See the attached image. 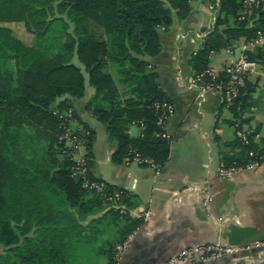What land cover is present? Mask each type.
<instances>
[{
  "label": "trees",
  "instance_id": "16d2710c",
  "mask_svg": "<svg viewBox=\"0 0 264 264\" xmlns=\"http://www.w3.org/2000/svg\"><path fill=\"white\" fill-rule=\"evenodd\" d=\"M210 2L217 12L187 60L192 75L207 66L210 52L240 36L250 40L264 20L261 7L239 19L240 0ZM188 12L189 0H0V22L20 21L32 35L26 45L0 26V264H73L90 250L103 264L117 262L116 246L141 223L121 206L133 196L105 182L101 191L84 187L70 175L74 161L58 136L72 115L69 99L82 97L86 82L92 93L84 109L114 142L111 161L136 153L161 168L168 142L154 103L170 100L146 57L160 50L158 32ZM244 53L264 66V46ZM252 88L244 76L224 102L234 115ZM131 123L142 124L140 135L128 134ZM80 124L86 176L97 179L88 171L93 132ZM225 145L234 151L222 153L224 165L264 160V146L248 134ZM112 191L119 192L118 208L105 199Z\"/></svg>",
  "mask_w": 264,
  "mask_h": 264
},
{
  "label": "crops",
  "instance_id": "0c3cea01",
  "mask_svg": "<svg viewBox=\"0 0 264 264\" xmlns=\"http://www.w3.org/2000/svg\"><path fill=\"white\" fill-rule=\"evenodd\" d=\"M210 4V0H189L187 15L174 16L169 27L158 32L160 50L146 57L173 108L164 123L168 155L161 168L137 162L132 155L112 162L114 142L83 108L92 89L84 87L82 97L69 99L80 105L79 123L93 132L90 175L131 194V205L121 206L141 220L116 264H169V257L179 249L207 242L232 250L202 264H264V160L230 177L216 174V167L224 165L222 153L234 151L225 143L240 134L264 146V66L255 62L245 75L253 88L247 105L236 115L214 91L198 98L197 87L190 85L192 69L187 60L213 24L217 11ZM248 41L240 36L210 52L207 65L219 70L241 52H255L257 47H250ZM142 127L131 123L127 132L135 137ZM205 179L211 195L207 205L202 192Z\"/></svg>",
  "mask_w": 264,
  "mask_h": 264
},
{
  "label": "built area",
  "instance_id": "2783aa9c",
  "mask_svg": "<svg viewBox=\"0 0 264 264\" xmlns=\"http://www.w3.org/2000/svg\"><path fill=\"white\" fill-rule=\"evenodd\" d=\"M241 1V10L239 12V19L248 17L252 9L259 8L264 10V0H240ZM216 2L210 4V8L216 9ZM250 47H259L264 46V20L253 35V37L248 41ZM255 61L249 59L244 52H241L237 57L233 59L226 60L222 67L218 70L214 67L207 65L201 72L192 75L190 78V85L197 87L198 89V98L201 99L203 94L208 91H214L219 94L220 101L230 102L231 99L237 94L238 88L243 85V77L251 71ZM223 73V77L219 78V74ZM155 108L159 109V115L156 119V125L161 131V136L167 138V135L164 133V123L168 116L171 115L173 108L171 103L162 102L154 103ZM66 115L70 116V112L67 111ZM70 121V120H69ZM64 130L59 135V140L70 142V147H68V155L73 159L74 165L71 168L70 175L78 176L82 179V185L88 189H93L96 191H101L104 187V181L100 179H89L86 176V158L84 155L79 154L78 150L81 147L85 146L84 134L86 130L82 127H78L77 132H69V122L66 126H63ZM239 137L243 140L244 135L240 134ZM65 145V144H64ZM251 155V152H248ZM132 158L137 162H144L150 166L157 169V165L151 162L148 159L141 158L138 154H132ZM259 163L255 160L247 162L244 166L239 167L234 164L230 165H218L216 167V174L220 177H230L236 171L240 169H252L257 167ZM203 192V203L207 205L208 201L211 198L209 191V181L208 179L204 180L202 186ZM119 198V192L112 191L111 194L106 195L105 199L112 201L116 208L118 204L115 202ZM130 240V234L116 246L115 257L118 258L119 254L127 247ZM232 249L218 244V243H201L194 244L187 247H183L172 254L169 259V264H179L187 262L188 264H202L208 260L214 259L222 254L230 252ZM116 264V263H115Z\"/></svg>",
  "mask_w": 264,
  "mask_h": 264
},
{
  "label": "rangeland",
  "instance_id": "374dc122",
  "mask_svg": "<svg viewBox=\"0 0 264 264\" xmlns=\"http://www.w3.org/2000/svg\"><path fill=\"white\" fill-rule=\"evenodd\" d=\"M0 26L7 27L11 31V34H13L16 38H18L22 43H24L26 45H29L31 43L32 35L25 30L22 22H20V21H5V22H0ZM72 62L76 66H78L81 69V71L83 72L84 76H86L85 72L83 70V66L79 63V61L75 57H73ZM87 86L88 85L85 82L84 87H87ZM87 89H91V88L88 87ZM85 101L83 102V108H84ZM70 106L72 109V111H71L72 115H71V118L69 121V127H70L69 132H77L79 129L78 127H81L80 123L78 121L79 106L80 105L78 103H74V102L72 103L71 102ZM64 144H65V147H70L69 141H66V143H64ZM85 153L86 152H85V146H84L78 150L77 155H79V154L85 155ZM80 256H82V258L84 260H81L80 262H76V263L74 262L73 264H103L104 263V258L101 255H96L94 252L92 253L91 250L88 253L86 252V253H77L76 254V257H80Z\"/></svg>",
  "mask_w": 264,
  "mask_h": 264
}]
</instances>
